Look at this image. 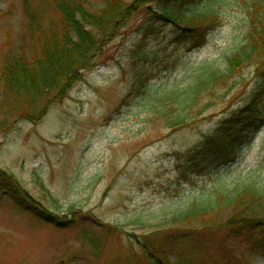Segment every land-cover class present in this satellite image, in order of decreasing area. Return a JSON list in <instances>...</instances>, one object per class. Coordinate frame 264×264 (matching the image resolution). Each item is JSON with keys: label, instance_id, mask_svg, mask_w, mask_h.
<instances>
[{"label": "rangeland", "instance_id": "obj_1", "mask_svg": "<svg viewBox=\"0 0 264 264\" xmlns=\"http://www.w3.org/2000/svg\"><path fill=\"white\" fill-rule=\"evenodd\" d=\"M31 1L42 11L41 22L58 19L51 0ZM8 4L0 0V15ZM10 4L12 14L0 18V41L5 24L18 29L23 19L21 1ZM188 8L216 22L202 46L193 47L165 24L144 39L139 12L41 121L13 123L15 108L0 103V124L8 127L0 135V169L66 223H48L0 191V264H151L142 244L194 199L247 183L264 189L261 100L232 126L223 147L205 146L223 120L246 104L263 78L264 62H250L218 82L178 128L151 112L159 97L181 89L203 68L225 72L227 57L245 40L246 0H200ZM250 260L264 264V255L251 254Z\"/></svg>", "mask_w": 264, "mask_h": 264}, {"label": "trees", "instance_id": "obj_2", "mask_svg": "<svg viewBox=\"0 0 264 264\" xmlns=\"http://www.w3.org/2000/svg\"><path fill=\"white\" fill-rule=\"evenodd\" d=\"M10 1L0 18L12 14L14 4ZM20 1L22 22L18 29L5 24L0 41V103L15 108L13 112L18 118L13 123L41 121L50 105L82 79L83 72L96 64L91 60L139 12L145 17L141 24L147 34L144 39L156 35L159 25L165 24L174 28L178 38L186 37L193 47H199L216 26L207 13L199 14L188 8L189 2L200 0H51L59 17L48 23L41 22L42 11L31 0ZM246 1L249 8L246 37L227 57L226 71L221 72L215 65L205 67L181 89L159 97V106L151 112L165 120L166 126L175 129L184 125L196 111L193 108L198 99L218 82L250 62L257 65L264 62V0ZM247 98L246 104L225 118L216 133L207 138L205 146L223 147L226 134L249 117L256 101L261 100L257 108L262 109L264 75ZM209 106L201 110L206 111ZM11 116L5 114L4 119ZM6 124L5 121L0 124V135L8 129ZM226 128L230 129L221 134ZM0 191L40 219L60 227L66 224L39 207L3 169H0ZM228 191L219 189L212 198L202 195L173 213L167 219V229L151 235L142 244L151 264H252L251 254L264 255V189L247 183ZM158 234L162 236L159 239ZM191 257L199 258L200 262Z\"/></svg>", "mask_w": 264, "mask_h": 264}]
</instances>
